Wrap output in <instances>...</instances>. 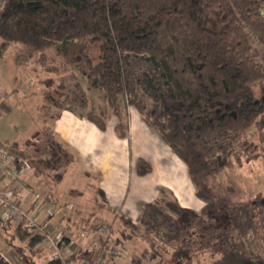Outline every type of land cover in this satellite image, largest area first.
<instances>
[{"label": "trees", "instance_id": "obj_1", "mask_svg": "<svg viewBox=\"0 0 264 264\" xmlns=\"http://www.w3.org/2000/svg\"><path fill=\"white\" fill-rule=\"evenodd\" d=\"M12 45L56 78L46 93L53 107L85 110L80 116L101 130L116 118V134L126 139L125 104L187 165L203 210L164 190L143 204L137 223L120 217L119 243L149 246L131 264L161 258L163 247L172 251L166 264H192L205 253L211 264H264L246 242L264 244V194L242 202L233 187L220 196L210 187L221 172L264 155V0H10L0 11V59ZM96 91L106 103L99 114L89 96ZM52 106L41 108L44 115ZM47 128L40 143L19 151L18 163L38 167L35 158L51 144L57 164L73 163ZM138 171L150 167L139 160ZM8 228L10 243L17 238L30 250L44 240L0 219V229ZM81 252L68 262L85 259Z\"/></svg>", "mask_w": 264, "mask_h": 264}, {"label": "rangeland", "instance_id": "obj_2", "mask_svg": "<svg viewBox=\"0 0 264 264\" xmlns=\"http://www.w3.org/2000/svg\"><path fill=\"white\" fill-rule=\"evenodd\" d=\"M10 0H0V11H2ZM0 80L6 86L9 93L6 99L0 101V143L7 146L17 156L21 149L29 147L34 142L40 143L47 126L52 125L55 116L60 111L53 107L47 99V92L53 91L55 77L45 74L35 65L34 59H26L21 47L12 45L1 58ZM3 69V72H2ZM83 85L86 81L79 75ZM93 100L96 112L99 114L106 103L101 92L89 94ZM44 105L52 106L49 115H44L41 109ZM125 107L126 117L129 120L130 108ZM75 113L85 115L86 111L76 108ZM22 158V157H21ZM56 152L53 144L48 148L47 154L35 158L42 161L38 167H29L26 171L25 184L30 191L29 211L40 209L41 221H50L54 226V235L60 241L62 257L67 262L71 255H76L82 249H87L86 258L92 259L94 246L99 242L98 225L111 226L112 240L131 264L130 258L141 254L148 244L139 240L119 243L122 240L121 232L125 229L121 221L112 219L111 213L106 209L105 202L98 190V177L85 173L74 160L65 168L56 162ZM0 177V189L5 185ZM211 190L216 196L225 193L228 187H233L238 201H249L258 194H264V155L256 161L243 163L241 168L227 169L211 181ZM58 204V212L53 219L47 217L52 204ZM87 222V224H86ZM86 224V225H85ZM84 227V228H83ZM87 227V228H86ZM93 227H96L93 231ZM87 229V230H86ZM126 233L131 230L127 228ZM15 235L14 229H0L1 245L6 257H0V261L6 264H50L54 255L47 243L42 242L30 250L27 242H18L16 238L12 243L6 238ZM84 234V236H82ZM98 235L97 238L94 235ZM64 237H66L64 239ZM250 249L264 255V244L256 239L246 241ZM127 252H124V249ZM79 249V251L77 250ZM34 250V251H33ZM164 251H166L164 253ZM152 252V250H151ZM163 260L166 261L171 255V250L163 247ZM29 258L28 262L26 259ZM161 258L143 264H156ZM213 258L205 253L192 264H211ZM2 264V263H0Z\"/></svg>", "mask_w": 264, "mask_h": 264}, {"label": "crops", "instance_id": "obj_3", "mask_svg": "<svg viewBox=\"0 0 264 264\" xmlns=\"http://www.w3.org/2000/svg\"><path fill=\"white\" fill-rule=\"evenodd\" d=\"M8 93L0 80V101L6 99ZM129 112L126 139L116 134V118L108 120L105 130H101L75 112L60 111L51 126L74 154L80 168L98 177L97 191L104 194L102 198L112 219L116 217V221H120L123 216L137 223L143 204L155 202L164 190L171 192L181 206L200 213L205 202L196 194L187 165L144 123L138 111L130 107ZM139 160L149 165L148 173H139ZM1 242L0 236V254L6 257ZM82 251L81 255L90 254L86 248ZM122 253L108 259L106 264H128L125 256L118 258Z\"/></svg>", "mask_w": 264, "mask_h": 264}, {"label": "built area", "instance_id": "obj_4", "mask_svg": "<svg viewBox=\"0 0 264 264\" xmlns=\"http://www.w3.org/2000/svg\"><path fill=\"white\" fill-rule=\"evenodd\" d=\"M27 170L28 168L23 162H17V157L13 151L0 143V177L5 182V186L0 189L1 220L15 228L39 232L44 237L43 242L47 243L54 251L51 261H59L61 264H106L108 259L117 257L123 252L115 246L112 240L111 226L98 225L101 236L93 248L95 256L92 259L85 258L76 262L64 260L59 247L60 239L58 240L54 235V226L50 221L46 223L41 221L42 212L40 209L34 213L28 209L30 191L25 184L24 177ZM60 211L58 204H52L47 217L53 219ZM0 255L4 258L2 254Z\"/></svg>", "mask_w": 264, "mask_h": 264}]
</instances>
